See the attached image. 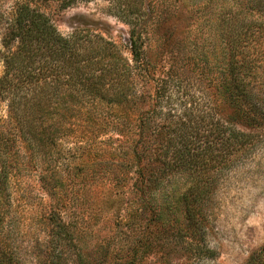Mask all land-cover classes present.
I'll list each match as a JSON object with an SVG mask.
<instances>
[{
	"label": "rangeland",
	"instance_id": "1",
	"mask_svg": "<svg viewBox=\"0 0 264 264\" xmlns=\"http://www.w3.org/2000/svg\"><path fill=\"white\" fill-rule=\"evenodd\" d=\"M17 1L0 0V50L4 16ZM64 1L51 0L43 8L64 37L78 42L77 68L95 70L117 57L131 63L132 30L139 36L144 65L117 95L107 91L109 85L101 91L75 85L78 73L85 72L80 70L70 83L62 81L54 104L43 107V125L56 140L44 148L54 161L62 159L61 174L51 180L56 190H49L40 182V171L47 166L44 150L33 158L24 152L27 166L14 174L13 187L28 226L36 228L25 247L44 237L45 229L35 223L53 203L74 237L64 264H79L78 253L83 264H126L111 248L133 241L125 240L126 222L133 202H139L137 215L150 220V251L141 264H249L264 247V143L220 175L204 204L203 229L195 232L182 199L190 179L177 178L167 186L149 181L162 175L161 148L170 133L161 129L164 115L186 118L191 106L207 108L218 94L213 51L218 16L230 0H73L62 8ZM154 109L155 118L143 123L144 113ZM7 114L6 103H1L0 117ZM211 163L208 157L206 166ZM143 167L139 183L137 171ZM26 229L20 224V231ZM25 259L35 264L30 252Z\"/></svg>",
	"mask_w": 264,
	"mask_h": 264
},
{
	"label": "trees",
	"instance_id": "2",
	"mask_svg": "<svg viewBox=\"0 0 264 264\" xmlns=\"http://www.w3.org/2000/svg\"><path fill=\"white\" fill-rule=\"evenodd\" d=\"M49 1L18 0L12 12L4 16L0 104L6 103L8 114L6 118L0 117V264H26V251L34 256L35 264H64L74 244L69 222L52 203L49 212L39 215L35 223L36 227L45 229L44 237L34 238V245L25 247L30 242L26 240L24 245L25 239L34 236L36 228L31 231L28 226L22 212L24 207L19 204L13 187L14 174L27 166L24 152L33 158L43 149L47 166L40 171V182L49 190H56L51 180L60 176L62 159L54 161L44 148L45 143L55 144L56 140L52 132L47 134L43 113L54 104L59 85L62 86V81L63 85L70 83L83 70L78 73L75 85L89 84L100 91L109 85L107 91L117 95L126 89L124 81L144 65L139 36L132 30L131 63L117 57L114 63L107 61L95 70L77 68L74 60L78 42L59 32L43 8ZM230 2L229 8L218 16L213 51L218 94L207 108L191 106L186 118H178L171 112L164 115L161 129L170 133L164 150L161 148L162 175L149 179L152 183L164 182L165 186L177 178L190 179L182 199L194 232L203 229L204 204L220 175L250 158L264 143V0ZM72 4L73 0H65L62 8ZM165 90L166 87L160 89L162 96ZM156 114L157 109L144 113L143 123L151 121ZM144 128H139L140 136ZM208 157L212 163L206 166ZM143 169L137 171L139 183L145 177ZM138 205L139 202H133L126 222L129 232L125 240L133 241L127 246L111 248L116 256L125 258L126 264H141L150 251V220L143 222L137 215ZM20 224L29 229L20 231ZM140 233L143 238H139ZM108 253L110 248L105 254ZM77 257L79 264H83L82 254L78 253ZM249 264H264V247L251 256Z\"/></svg>",
	"mask_w": 264,
	"mask_h": 264
}]
</instances>
